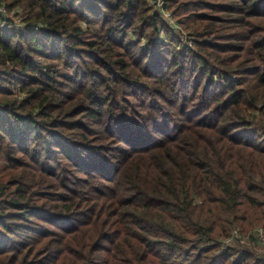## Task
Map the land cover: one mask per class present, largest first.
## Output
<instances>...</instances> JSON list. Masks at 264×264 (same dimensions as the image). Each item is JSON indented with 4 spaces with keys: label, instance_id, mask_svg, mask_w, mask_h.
<instances>
[{
    "label": "trees",
    "instance_id": "trees-1",
    "mask_svg": "<svg viewBox=\"0 0 264 264\" xmlns=\"http://www.w3.org/2000/svg\"><path fill=\"white\" fill-rule=\"evenodd\" d=\"M161 1L0 0V264H264V0Z\"/></svg>",
    "mask_w": 264,
    "mask_h": 264
},
{
    "label": "built area",
    "instance_id": "built-area-1",
    "mask_svg": "<svg viewBox=\"0 0 264 264\" xmlns=\"http://www.w3.org/2000/svg\"><path fill=\"white\" fill-rule=\"evenodd\" d=\"M157 4L158 5H160L161 7H162V15L165 17V18H167V19H172V17L170 16V13L166 10V9H164L163 8V2L161 1V0H157ZM0 10H3V8L2 7H0ZM20 20H21V17H20V14L18 13L17 15H16V18L14 19V21H15V24L16 25H19L20 24ZM1 24H4V22H1ZM262 229L261 228H258V227H256L255 228V231H256V234L258 235H256L257 237H259L260 239H264V237H263V233H264V231L262 232L261 231ZM235 235H237V232L235 231ZM247 235H245V237H246Z\"/></svg>",
    "mask_w": 264,
    "mask_h": 264
},
{
    "label": "rangeland",
    "instance_id": "rangeland-1",
    "mask_svg": "<svg viewBox=\"0 0 264 264\" xmlns=\"http://www.w3.org/2000/svg\"><path fill=\"white\" fill-rule=\"evenodd\" d=\"M153 6L155 5V7H158V9H159V11L162 13V7L160 6V5H158L157 4V1L155 2V4H154V1L152 0V2H150ZM165 9V8H164ZM20 14V13H19ZM16 12L15 13H13L12 14V16H13V18L15 19L16 18ZM21 16V15H20ZM167 19V18H166ZM167 20H169V19H167ZM20 23H21V20H20ZM6 26H8V25H6ZM260 226V225H259ZM258 228H261L263 231H264V229L262 228V227H258ZM261 230V231H262ZM262 231V232H263ZM263 237H264V233H263ZM254 249H255V251H258V253L260 254V255H262L263 254V252H264V245H261V244H255V246H254Z\"/></svg>",
    "mask_w": 264,
    "mask_h": 264
}]
</instances>
